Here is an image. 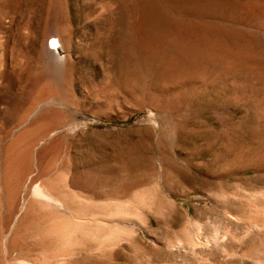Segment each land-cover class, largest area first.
Masks as SVG:
<instances>
[{"label": "rangeland", "instance_id": "1", "mask_svg": "<svg viewBox=\"0 0 264 264\" xmlns=\"http://www.w3.org/2000/svg\"><path fill=\"white\" fill-rule=\"evenodd\" d=\"M0 264H264V0H0Z\"/></svg>", "mask_w": 264, "mask_h": 264}, {"label": "bare ground", "instance_id": "2", "mask_svg": "<svg viewBox=\"0 0 264 264\" xmlns=\"http://www.w3.org/2000/svg\"><path fill=\"white\" fill-rule=\"evenodd\" d=\"M48 37H49V39H48L49 43L47 45V48L49 49V51L54 52L55 54H58V50L56 51V48L55 47L53 48V46H55L53 44L60 45V41L57 38L58 32L55 31L54 29H52V30H50ZM54 49H55V51H54ZM49 55H50V53H49Z\"/></svg>", "mask_w": 264, "mask_h": 264}]
</instances>
